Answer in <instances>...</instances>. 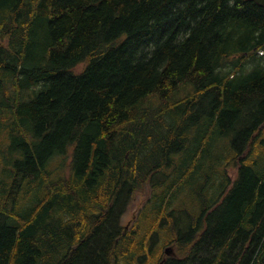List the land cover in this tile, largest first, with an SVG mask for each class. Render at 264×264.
Returning a JSON list of instances; mask_svg holds the SVG:
<instances>
[{
	"label": "trees",
	"instance_id": "trees-1",
	"mask_svg": "<svg viewBox=\"0 0 264 264\" xmlns=\"http://www.w3.org/2000/svg\"><path fill=\"white\" fill-rule=\"evenodd\" d=\"M261 51L254 0H0V264H264Z\"/></svg>",
	"mask_w": 264,
	"mask_h": 264
},
{
	"label": "rangeland",
	"instance_id": "rangeland-1",
	"mask_svg": "<svg viewBox=\"0 0 264 264\" xmlns=\"http://www.w3.org/2000/svg\"><path fill=\"white\" fill-rule=\"evenodd\" d=\"M85 63H81L79 64V66L75 69L76 71H80L83 69ZM186 92V89L182 90L181 92L178 91L177 94L179 93L180 96H184ZM145 106H149V107H157L158 105V100H157V95H154L152 98L148 99L145 103H144ZM229 141V138L228 137H224V136H218L215 138V136L212 137L211 139V151H212V154L215 155V152H214V148L216 150H218L219 148H223L224 145ZM204 151V149H202ZM210 160H211V156H208L207 152H205V155L204 157L201 159L200 161V166L198 167V170L201 171L203 169H207L209 167V163H210ZM238 162H235V161H232V162H229L227 164V166L225 167V172L227 175H229L231 177V181L233 182L235 176H236V169H237V164ZM53 163H51L52 165ZM216 177H217V183L214 187L215 191L217 192V194L215 196L212 197L213 200H216L220 197H224L228 192V187L230 185L229 184H221L220 186H218L219 184V177H218V172L215 173ZM52 180H56L58 178H51ZM191 186H188L187 184H184L182 185V187L178 190V193L180 195L182 194H189L190 195V191L191 192H194L195 190H192L196 187V183H193L190 182ZM192 188V189H191ZM206 188H209V186H207ZM209 190L207 191V197L210 195V193H208ZM190 197L193 199L195 198L194 195H190ZM184 203L183 205H181V203ZM145 203V195L144 194H138L133 203L131 204V206L127 209V211L124 213V215L122 216V219H121V222L122 224L125 226L126 230H128L133 222H134V219L136 217V215L138 214V211L139 209L143 206V204ZM194 205V204H193ZM193 205H189V202L187 201H184V199L181 198V200H176L173 202V205L171 206V213H172V218H173V221L178 223L179 220L183 217V215L189 210V209H193L192 206ZM204 208L201 207V209L199 210L198 213H200ZM189 223V222H188ZM188 223H185L184 225L188 224ZM159 225V221H157V226ZM169 245V244H168ZM167 246V245H166ZM176 251H177V248H175ZM147 254L149 255V250L147 252ZM178 251H177V255H178Z\"/></svg>",
	"mask_w": 264,
	"mask_h": 264
},
{
	"label": "bare ground",
	"instance_id": "bare-ground-1",
	"mask_svg": "<svg viewBox=\"0 0 264 264\" xmlns=\"http://www.w3.org/2000/svg\"><path fill=\"white\" fill-rule=\"evenodd\" d=\"M234 181V180H233ZM233 186V182L231 181V183H230V185H229V187H228V190H227V192L229 191V189L231 188ZM220 202V201H219ZM218 202V203H219ZM216 205L217 204H215L214 206H213V208L212 209H210V210H208L209 211V213L211 212V210H213L215 207H216ZM200 213H198L197 215H199ZM168 247H171V249L172 248H176V245L174 244V243H171V244H169V245H167V246H165V253H166V255L168 256V255H176L177 256V251H176V249H175V253H172V252H170V253H168V251H167V249L166 248H168ZM164 263V259L160 262V264H163Z\"/></svg>",
	"mask_w": 264,
	"mask_h": 264
},
{
	"label": "flooded vegetation",
	"instance_id": "flooded-vegetation-1",
	"mask_svg": "<svg viewBox=\"0 0 264 264\" xmlns=\"http://www.w3.org/2000/svg\"><path fill=\"white\" fill-rule=\"evenodd\" d=\"M208 213H209V211L206 212V214H208ZM192 221L194 222V218H193V220L189 221L188 231H194V229H195L194 226L192 225ZM198 234L201 235L202 231H198ZM170 252L175 253V249L174 248L170 249Z\"/></svg>",
	"mask_w": 264,
	"mask_h": 264
},
{
	"label": "water",
	"instance_id": "water-1",
	"mask_svg": "<svg viewBox=\"0 0 264 264\" xmlns=\"http://www.w3.org/2000/svg\"><path fill=\"white\" fill-rule=\"evenodd\" d=\"M254 1H256L258 4H260L261 6L264 7V0H254ZM166 249H167L168 253H170L171 247H168Z\"/></svg>",
	"mask_w": 264,
	"mask_h": 264
}]
</instances>
